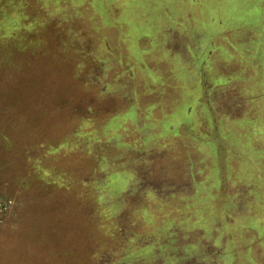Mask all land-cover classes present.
<instances>
[{
  "label": "rangeland",
  "instance_id": "374dc122",
  "mask_svg": "<svg viewBox=\"0 0 264 264\" xmlns=\"http://www.w3.org/2000/svg\"><path fill=\"white\" fill-rule=\"evenodd\" d=\"M0 264H264V0H1Z\"/></svg>",
  "mask_w": 264,
  "mask_h": 264
},
{
  "label": "flooded vegetation",
  "instance_id": "af4514ba",
  "mask_svg": "<svg viewBox=\"0 0 264 264\" xmlns=\"http://www.w3.org/2000/svg\"><path fill=\"white\" fill-rule=\"evenodd\" d=\"M161 187H160V190H157L156 188L152 187L153 189H148L150 191H147L146 193L152 192L155 194V196H157V197L159 196V198L161 200H164V201H166V198L170 197V195L177 194V193H175V191L177 189L175 187H178V185L172 186L171 184H168V185H165L162 189H161Z\"/></svg>",
  "mask_w": 264,
  "mask_h": 264
},
{
  "label": "crops",
  "instance_id": "0c3cea01",
  "mask_svg": "<svg viewBox=\"0 0 264 264\" xmlns=\"http://www.w3.org/2000/svg\"><path fill=\"white\" fill-rule=\"evenodd\" d=\"M262 128L260 127V130L259 131H257L255 134H257V136H261L262 135V130H261ZM254 132V130L251 132V133H253ZM242 207V206H241Z\"/></svg>",
  "mask_w": 264,
  "mask_h": 264
},
{
  "label": "trees",
  "instance_id": "16d2710c",
  "mask_svg": "<svg viewBox=\"0 0 264 264\" xmlns=\"http://www.w3.org/2000/svg\"><path fill=\"white\" fill-rule=\"evenodd\" d=\"M8 1H9V0H5V4H7V3H8ZM0 2H1V0H0ZM12 3H13V0H12Z\"/></svg>",
  "mask_w": 264,
  "mask_h": 264
}]
</instances>
